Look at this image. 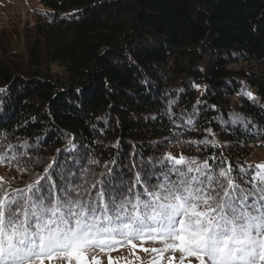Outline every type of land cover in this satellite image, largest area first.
<instances>
[{"label":"trees","instance_id":"16d2710c","mask_svg":"<svg viewBox=\"0 0 264 264\" xmlns=\"http://www.w3.org/2000/svg\"><path fill=\"white\" fill-rule=\"evenodd\" d=\"M27 1L30 24L0 36V134L28 142L36 172L69 139L102 164L264 151V0ZM170 107L194 121L184 140L211 129L222 149L176 143ZM0 177L30 179L6 165Z\"/></svg>","mask_w":264,"mask_h":264},{"label":"snow or ice","instance_id":"6c2138e0","mask_svg":"<svg viewBox=\"0 0 264 264\" xmlns=\"http://www.w3.org/2000/svg\"><path fill=\"white\" fill-rule=\"evenodd\" d=\"M168 119L181 147L222 149L211 129L212 139H183L195 130L191 116L176 118L170 107ZM7 141L0 134V165L30 179L0 177V264H102L87 255L90 249H137L134 241L152 264H172L176 253L178 264H264V161H231L221 150L202 159L181 152L147 161L134 152L127 164H102L69 139L36 172L43 159L30 154L28 142ZM147 241L161 246L142 247Z\"/></svg>","mask_w":264,"mask_h":264},{"label":"rangeland","instance_id":"374dc122","mask_svg":"<svg viewBox=\"0 0 264 264\" xmlns=\"http://www.w3.org/2000/svg\"><path fill=\"white\" fill-rule=\"evenodd\" d=\"M32 6L33 3L27 0H0V36L6 38V36H9V33L12 35L15 31L19 32L25 24H30ZM13 38L14 40H21L17 35H14ZM21 42L18 45H21ZM251 161L255 164L264 161V151L257 150ZM134 243L138 245L137 249H133L130 245L125 244L111 252L89 250L87 255L89 257L95 256L102 261V264H109V255L115 264H152L151 254L140 250V241H135ZM160 246V244L153 241H147L142 245V247L147 248ZM178 260L179 253H176L172 264H178ZM51 264H58V262L52 261ZM164 264H168V262L165 261Z\"/></svg>","mask_w":264,"mask_h":264}]
</instances>
